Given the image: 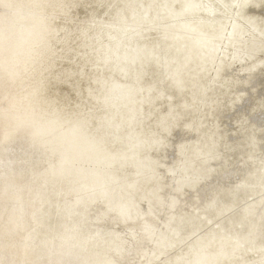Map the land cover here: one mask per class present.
Instances as JSON below:
<instances>
[{"label": "bare ground", "instance_id": "1", "mask_svg": "<svg viewBox=\"0 0 264 264\" xmlns=\"http://www.w3.org/2000/svg\"><path fill=\"white\" fill-rule=\"evenodd\" d=\"M73 1L0 0V186H6L9 178H20L25 184L8 185L12 186L13 194L19 192L28 197L25 206L16 197L10 200L11 204H0V223L3 224L2 217L6 211L22 212L23 216L27 215L31 225L22 234L25 242V246H21L22 250L39 246L47 250L46 255L50 256L52 262L83 264L81 258L72 252V241H64L58 236L52 240H42V237L57 234L68 225L79 228L85 216L82 211H78L82 204L77 202L81 191L72 190L77 189V184L76 187L71 186V183H77L72 179L79 163L71 155L74 167L70 172V163L66 167L63 163L67 156L64 157L62 153L59 156L60 147L59 152L54 151L52 154L49 151L57 144L50 148L40 141L57 140L59 135L62 137V133H71L79 127L80 122H85V128L72 140H75L73 143L80 147L81 152L87 154L88 159H98L99 164L103 157H108L109 161L115 160V155L122 151L125 155L137 154L136 159L142 166L155 162V165L162 164L171 137L164 141L160 138L163 134L170 136L177 131L175 153L169 165L167 163L166 168L159 171L156 168L151 180L141 183L139 187L144 193L157 183L161 186L150 209L145 208V204H139L140 213L137 214L149 212L125 220L120 215L126 216L124 206L128 203L120 199L115 204L116 208H113L118 214L109 212L102 219L101 226L112 231L116 238L114 242L122 246L112 255L114 264H141L147 259L153 264H196L203 257L221 262L214 264H236L238 262L234 257H227V252L234 246L233 241L247 237L250 239L248 243L255 248H264V234L256 239L257 242L252 241L250 235L245 237L243 233L239 234V230L246 228V221L250 217L254 220L261 216L260 224L257 222L256 227L252 228L264 231V72L236 74L232 70L241 63L229 67V63L234 60L229 54L231 50H240L245 55L244 51L248 49V46L244 48L245 40L243 44L237 42L240 38L236 37L246 36L264 27V0H187V6L180 1L169 5L170 0H79L71 3ZM70 4L74 5L68 7ZM44 5L45 9H34L35 6ZM165 5L167 10L171 8L173 12L179 13L176 22L181 28L178 30L166 25H172L168 15L161 16L160 25L153 27L130 24L129 21L134 22L130 14L133 13L131 17L137 18L142 10L149 9L150 13H154ZM15 6L22 13L23 22L21 16L19 18L9 13ZM53 8H67L68 16L55 18L54 22L58 24L53 25L59 27V31L64 29L67 32V36L61 32L59 42L69 41L74 44V48L56 49L57 41L54 38L48 40L55 58L49 60L52 58L50 56L44 68L55 64L59 73L40 84L41 89L35 86L28 90L23 77L38 71L45 72L36 62L47 55V50L43 49L47 41L44 43L43 39L41 42L32 39L25 44V36L36 35V23L43 20ZM99 14L103 22L100 23L98 36L94 38L84 32L79 39H74L75 32L85 30L87 15L92 17ZM106 20L110 23H104ZM16 21L22 25L13 31V22ZM194 27L197 29L192 31ZM137 32L136 37L134 35ZM112 35L122 39L118 41L117 49L123 59L120 63L103 66L99 62L103 59L99 44ZM173 36L178 38L174 41ZM180 43H196L201 47L196 54H211L197 62L194 58L188 60V57L182 56L184 46L179 50ZM173 47H178V56L187 62L185 77L190 76L191 79L195 76L204 79L221 61L223 68L219 71V80L234 75L236 84L226 87L220 102L226 106L236 98L241 99L222 114L206 111L196 115L198 93L202 91L201 81L195 86L187 82L186 88L176 91L167 77L175 68L174 65L162 68L161 60H173L175 66L179 62ZM257 48L260 47H251L246 51L252 53L253 60L250 58V61L264 57V51L260 56L256 53ZM28 55L30 60H26ZM116 64L117 67H124L129 75L122 77L114 74L111 69ZM228 67L231 69L226 70ZM21 70H25V74ZM106 82H109V89L114 86L112 83L131 89L126 97L129 106L103 103V94L108 91ZM223 86L219 82L208 88L210 97L220 92ZM33 111L39 113L38 116L44 118V122H52L58 130L54 131L49 126L45 129L49 132L44 134L45 131L39 125L37 127L27 122L24 119L26 113ZM90 115L92 117L88 118ZM172 124L174 128L198 127L188 132L173 128L168 133L167 126L170 128ZM140 144L142 147L138 146ZM183 146L184 150L179 152V147ZM215 155L218 156L215 162L207 161ZM19 160L21 165L32 162L35 169L17 172L21 167L17 165ZM177 168L198 171L195 177L186 175L187 179H196L186 183L180 172L168 173ZM94 177L98 192L100 189L105 193L106 188L113 190L115 187L127 191L126 188L131 187L127 184L132 181L131 171L120 178L116 174L103 173L99 176V172L94 173ZM181 184L186 187H180ZM2 200L0 198V202ZM104 205L99 202L88 214L90 219L98 212L101 214ZM42 216L48 219V223ZM175 218L179 229L174 225L175 222L166 225L168 220ZM88 227L93 228L92 231L96 230L94 225L88 226V223L81 230L90 233ZM9 242L7 240L6 245H3L0 237V264H6V252L14 248ZM152 251L162 253L164 258L160 261L152 259ZM215 251L219 258H214ZM249 256L252 254L244 259ZM259 256V259L249 261V264L264 263V255L260 252ZM224 258L228 260L222 262Z\"/></svg>", "mask_w": 264, "mask_h": 264}, {"label": "water", "instance_id": "2", "mask_svg": "<svg viewBox=\"0 0 264 264\" xmlns=\"http://www.w3.org/2000/svg\"><path fill=\"white\" fill-rule=\"evenodd\" d=\"M41 2H43L44 0H39ZM61 2L63 0H60ZM153 1V0H152ZM177 1H180L183 4H188L187 0H170L168 3L170 4H174ZM262 0H260L261 2ZM74 2H79V0H75L71 3ZM199 2V1H198ZM100 3V2H99ZM196 4V2L194 3V5ZM74 4H70L68 7H72ZM168 6V4H166ZM165 5L164 8H160L158 9L156 12L154 13H150V10H142V12H140L139 16L137 18L135 17H131L133 16V13L130 14V19H132L134 22L130 24L136 25V26H147V27H153V26H157L160 25V21H161V16L164 15H168L170 18V22L172 23V25L170 24H166L168 25V27H175L174 30H178V28H181L179 26V23L176 22V18L179 15L178 12H173L170 8V10L166 9L167 6ZM45 6H33L34 9H45ZM15 7L11 8V10L9 11V13L11 15L16 14L18 15V17L22 18V22L23 20V15L22 13ZM48 10V9H47ZM46 10V11H47ZM19 14H18V13ZM67 8H62V9H52L49 13L46 14V17L43 18V20H38V23H36L37 21L35 20L34 23H36L37 27H34V30L36 31V35H26L25 39L26 41L24 42L25 44L27 42H29L30 40L32 41V39H36L37 41L39 40L41 42V40L43 39V42L47 43L45 44L46 46L43 47L44 50L46 51L47 55H44L42 58L38 59L37 66H40V68H42L45 72L43 73H39V71L37 73H32L30 75H28L26 77V75L23 77L25 78V82L27 84V86L25 88H27L28 90H30V87H35L37 89H41V87L39 86L40 84H43L47 79L52 78L50 76H56V74L59 73L58 70L55 69V64L44 68V63L45 61L51 56L52 58L49 60L54 59V52L51 53V51L48 45V40L54 38L57 43H58V47L56 49H61L62 47H66V49L68 48H74L73 45L71 44V42H59L60 38L62 37V33L66 34L67 36V32L62 29V30H58V28H56L57 26H54V24H58L56 22H54L55 18H61L62 17H66L67 15ZM167 14H166V13ZM18 18V19H19ZM42 21V22H41ZM41 22V26L40 25ZM25 23V22H24ZM203 24V23H202ZM205 24V23H204ZM21 23L19 21H16L15 23L13 22V31L18 30L17 28L21 27ZM34 25V24H33ZM44 28H42L43 26ZM50 25L51 28L48 26ZM179 25V26H178ZM200 25V24H199ZM24 27V26H23ZM41 27V28H39ZM197 27V25L195 26ZM191 28L192 31H195L197 28ZM34 31H32L33 33ZM143 33V31H142ZM237 34V33H235ZM247 34V33H246ZM252 34V35H250ZM250 34L244 36H239L236 38H240L239 40H237V42L243 43L245 40L246 44H244V48H254V47H260L257 48V52L258 55H261V52L264 51V27H260L257 30L251 32ZM138 32L134 35L137 37ZM177 35V34H175ZM174 37V41L175 38H178V36H173ZM242 37H245L244 39H242ZM122 39L119 37H114L109 36L107 38L106 41H103L101 44H99V51L102 52L101 55L103 56V59L101 58V60L99 61L101 65H106V64H110V63H120L123 59L122 55L118 54V49L117 46L119 44L118 41H121ZM256 42V43H255ZM71 44V45H68ZM195 45V47H193ZM40 46V45H39ZM184 46L185 52L182 55L183 57H188L187 59L192 60L194 58V61H199L201 59H205L206 57H209L208 54H211V52H203L200 55L196 54L198 48H201L198 46V44H192L191 45H186V44H182L180 43L179 50L181 49V47ZM178 47H173L174 49V54L177 56L175 57L176 59L179 60V62L176 64L175 66V61H163L161 60V65L163 66L162 68L167 69L171 64L174 65L175 68H173L172 66V71L168 74V80H170L171 86L173 87L174 90L176 91H180L183 88H186V83L189 82L190 86H195L197 85V83H199L200 81V87H202V91L200 93H198V97H199V102H198V107L196 109V115L199 113L206 112V111H210L212 113H217V114H222L224 113L226 110H229L231 107H233L234 104H236L241 98H236L235 100H233L231 103H228L226 106L222 105V102H220L221 98L224 96L223 94L226 91V87H234V85L236 84L235 80L233 79L234 75H230L226 80H219V71H221V69L223 68V64H221V61L217 62L216 65L214 66L212 72L209 73V75L207 77H205L204 79H200L198 77H193L191 79L190 76H186L185 72L186 69L185 65L187 62H185V60L180 59V57L178 56V53L180 51H176V49ZM235 47V46H232ZM246 49L244 51L243 55L240 50H231L230 57H232L234 60H232L229 63V67H234V65H236L237 63H241L238 66L234 67V69L232 70L233 73H255V72H264V57H260V58H256L254 59V61H250V58L253 60L252 57V53H247L246 51L248 50ZM190 51V53H189ZM254 51V50H253ZM194 52V53H193ZM33 54V51L32 53ZM214 54V53H213ZM216 54V52H215ZM185 55V56H184ZM191 56V57H190ZM227 56V55H225ZM28 57H30L29 55L26 57V60H30L28 59ZM101 57V56H100ZM99 57V58H100ZM228 57V56H227ZM242 57V58H240ZM226 58V57H224ZM47 60L46 63L49 61ZM240 60V61H237ZM152 61V60H150ZM250 61V62H249ZM244 62V63H243ZM247 62H249V64H247V66L244 67V64H246ZM142 64V63H141ZM143 65V64H142ZM227 68L231 69V68ZM25 70H21V73H24ZM111 71H113L114 74H119L122 77L128 76L129 74L126 73V70L124 69V67H117V64L115 66H112ZM167 74V73H166ZM235 74V75H236ZM135 77H137V79L139 78V76L135 75ZM27 78L28 81H27ZM171 78V79H170ZM223 83V89L216 93L215 95L210 97V92L208 90V88L212 87V86H216V84L218 83ZM34 83L38 84V85H33ZM109 82L105 83V87H107L108 91L104 92L103 94V102L104 104L106 103H115V104H120L121 106H129V101L126 99L128 93L130 92L131 89H129L128 87H126L125 85H118L116 83H112V85H114L113 87H111L109 89L110 86H108ZM33 85V86H32ZM186 107V106H185ZM257 112V111H254ZM260 114H262L261 112H259ZM39 113L37 112H31V113H26L27 117H24V119H26L27 122H29L31 125L35 124L41 127V129L44 132V134L48 133L49 131H46L45 129H48V127L50 126L54 131H57L58 128L54 125H52L53 123H46L44 122V118H41L38 116ZM43 121V122H42ZM63 123V122H62ZM79 127H77L76 129H74L71 133L67 132L62 133V137L60 138L59 135V139L57 140H48L47 142L45 140H41L40 143L43 144L44 146H48V147H52L54 146V148H51V151H49L50 153L52 152H59V147H60V154L62 153L64 157H66V159H63V163L65 164L64 166L66 167V165L68 163L69 164V171L71 172L72 167H74V160H71V155L75 158L76 162L79 163L78 168H77V172L74 173V178L72 179V181H76L77 183H71L72 187H76L77 184V189H72V190H79L81 191L80 194L81 196L78 197L79 199L77 200V202L80 201V203H82L79 206V210L78 211H82L83 212V217L85 216V218H83L79 228L77 226H72V225H68L64 228H62V230L54 235L51 236H45L42 237L41 239L43 241L49 239L52 240L53 238H55L56 236H58L57 238H62L66 240H70L72 241V252L74 254H77L81 260L83 264H114L113 262V256L115 253H117L119 250H121V244H117L115 243V234L112 231H109L107 228H103L101 225V223L103 222L102 219L105 218V216L109 213V212H113V208L115 207V204H117V201L122 199L123 202H127L128 204L126 206H124L125 209V214L126 216L120 215L122 217L126 219L129 218H133L135 216H141L143 214H147L149 212V210L141 213V214H137L140 213L139 212V204L144 205L145 204V208L147 207V209H150L151 205L153 204V202H155V199L157 198V194L161 189V186L157 184L154 185V188L148 189L146 190L144 193H141V191L139 190V187L141 186V183L145 182V181H149L151 180L152 173L154 172V170L156 169L157 171L161 170V169H165L167 166V163L165 161L167 154L170 153V157L173 156V153H175V145L174 142L171 141V143L168 144V148H166V150L164 151V155H163V163L162 164H156L153 163L151 165L147 164L146 166H142V163L138 162V160L136 159V155L137 154H127L125 155V153L122 151L119 154L116 155H120V157L116 156L117 158H115V160H108V157H103L101 163L99 164L98 159H88L86 156L87 154L84 152L80 151V147L76 146L72 140V137L74 135H77L78 132H81V130L83 128H85V122H80ZM174 124H172V126L169 128L167 126V132L169 133L175 126H173ZM180 127V128H177ZM196 127L198 126H176L175 129H182L185 131H193L196 129ZM51 129V130H52ZM80 129V130H79ZM188 129V130H187ZM193 129V130H191ZM172 130V131H173ZM53 132V131H52ZM177 132V131H175ZM173 132V135L177 136V133ZM10 134V133H9ZM7 134V135H9ZM171 134V135H172ZM170 135V137H172ZM188 136V135H187ZM169 137V138H170ZM188 139V138H187ZM67 145H65V144ZM59 144V146H58ZM161 144V143H160ZM140 147H142V145H138ZM161 146V145H160ZM166 145H164L163 143V148H165ZM179 152L184 150V146L183 147H179ZM63 151V152H61ZM139 150L137 149V152ZM161 151V150H160ZM160 151H158L157 153H161ZM53 154V153H52ZM68 154H70V156H68ZM82 155V157L80 156ZM120 158V160H119ZM126 158V159H124ZM206 160V158H204ZM212 159V160H211ZM218 159V156L215 155L213 158H209L207 159V161H213ZM171 160V159H170ZM224 162H226V159H224ZM20 164V160L19 163L17 165ZM164 164V165H163ZM21 165V164H20ZM169 165V162H168ZM164 166V167H163ZM33 168V164L32 162H30L27 165H21V167H19L17 170V172L22 173L25 171H30ZM86 170V171H85ZM27 171V172H28ZM68 171V173H70ZM128 171L132 172V181L129 184L131 187L129 186H125V187H129L126 188L127 191L123 190V189H119L117 187H115V189L110 190L106 188V192L103 193V190L101 191L99 189V192L97 191V188H95V185L97 184V182L94 180V173L99 172V176L103 173L105 174H116L117 177L120 178V176H124V174ZM173 171H177L180 172V175L182 176V178H185L186 183H188L191 180L194 179H187L188 175L189 177H195L196 173H198V171L196 170H189L188 169H181V168H177L176 169H172L170 171H168V173H174ZM205 173V172H204ZM114 177V176H113ZM115 178V177H114ZM75 179V180H74ZM155 180V179H154ZM135 192H134V189ZM180 187H186L184 185H180ZM120 191H119V190ZM150 190V191H149ZM113 199H112V197ZM156 197V198H155ZM99 202H101V204H106V206H102L104 210L101 211V214L98 212L96 213L94 218L90 219V216L88 215L96 206L99 205ZM115 214H118L117 211H114ZM113 212V213H114ZM89 217V218H88ZM42 219H45V221L48 223V219H46L44 216H42ZM262 219V217H258V219H252V217H250V219H248L246 222V228L243 230H239V234L245 235H250L249 238L256 241V239L258 240V238H260L261 236H263L264 231H260L258 229H254L257 225V222L260 224V220ZM176 218L175 219H170L166 222V225H169L170 222H175L174 225H176V228L179 229L180 226L177 225L176 222ZM251 222V223H250ZM90 226L91 224L94 225L96 227L95 231H92L91 229L93 228H89V230H91V232L89 233L87 230H81V227H83L84 224ZM254 227V228H252ZM112 232V233H111ZM63 234V235H62ZM247 237L244 240H239L237 239V241H233V247L227 252V257H231V258H235L234 260H236L238 263L236 264H240L244 262V258L247 255H253V256H259V253L261 252V254L264 255V248H255L254 245H251L248 243ZM108 244V245H107ZM208 245H211L208 244ZM232 245V244H231ZM107 246V247H106ZM262 250V251H261ZM217 251V250H216ZM216 251L214 252L215 257L214 258H219V256L216 254ZM259 252V253H258ZM226 260H228V258H224V260L222 262H225ZM230 260V259H229ZM218 261V259H210V257H203L200 258L198 263L196 264H214ZM219 262V261H218ZM260 262V261H258ZM221 263V262H219ZM195 264V263H194ZM218 264V263H217ZM257 264H264V263H257Z\"/></svg>", "mask_w": 264, "mask_h": 264}, {"label": "rangeland", "instance_id": "3", "mask_svg": "<svg viewBox=\"0 0 264 264\" xmlns=\"http://www.w3.org/2000/svg\"><path fill=\"white\" fill-rule=\"evenodd\" d=\"M100 18H103L100 16V14L94 15L92 17L87 15V21H86L87 25H85V30L83 31L81 30L82 32H79V33L75 32L74 39H79L81 37V34L84 32H87L91 37L96 38L100 31V23L103 22ZM106 18L110 19L109 16H106ZM107 21L109 20L104 21V23H107ZM111 23H114V22L111 20ZM89 27H92V28L90 31H87ZM96 107L99 108L100 106H96ZM94 110L95 112H97L96 108ZM84 117H86V115ZM89 117H92V115L88 116V118ZM168 137H170L168 136V134H165V135L163 134L160 139L161 141H164ZM177 139H178V136L176 135H173L171 137L172 142H175ZM170 159L171 157H170V154L168 153L165 159L166 163H168ZM18 181H22V179L12 177L6 180V183H5L6 186L4 184L0 186V198L3 199L0 202V204H5V205L11 204L10 200L15 199L16 197V198H19V200L22 203H25L24 206L27 205L28 197H26L25 194L19 193V192L16 195L13 194L11 192L12 191L11 189H13L12 186L8 185V184L12 185V183H14V185H17V183L20 185L21 183L25 184V181H22V182H18ZM21 215H22V212L13 211L10 209V211L9 212L6 211V214H4V216L2 217L3 224L0 223V237L3 240V245L4 243L6 245L7 240H9L10 241L9 243L14 247V248L11 247L13 249L6 252L5 263L10 264L11 262L16 261L17 264H60L56 261L52 262L50 260V256L46 255V253H48L47 250H43L42 247L30 246L27 248H23L22 250L21 246H25V242L22 239V234L24 235L26 231L29 230L31 225H29L27 215H24V216L23 215L21 216ZM23 230H24V233H23ZM151 253H152V256H151L152 259L154 258L155 260L160 261L162 258H164V255L162 256V253L160 254L156 251H152ZM256 259H259V258L253 255L249 256L247 257V259L244 260L243 264H249L250 263L249 261H253ZM245 261H247L248 263H246ZM141 264H153V263L151 260L147 259Z\"/></svg>", "mask_w": 264, "mask_h": 264}]
</instances>
